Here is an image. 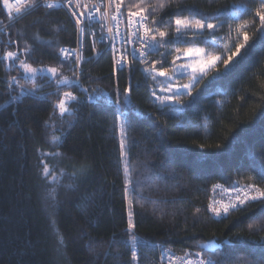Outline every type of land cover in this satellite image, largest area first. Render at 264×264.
<instances>
[{
    "label": "trees",
    "instance_id": "1",
    "mask_svg": "<svg viewBox=\"0 0 264 264\" xmlns=\"http://www.w3.org/2000/svg\"><path fill=\"white\" fill-rule=\"evenodd\" d=\"M177 3L207 13L237 3L254 9L258 0ZM243 21L250 22L251 14L226 23L217 33L224 37L221 49L212 50H234L235 27ZM247 31L246 59L215 79L210 72L194 89L195 100L183 96L184 103L174 106L177 111L161 108L150 95L152 82H145L139 63L131 72L126 68L119 73L121 92L129 83L132 86L128 99L135 109L128 129L131 210L136 234L149 242L135 249L139 264H161L163 247L183 253L200 250L211 240L223 241L210 252L217 264H264V204L253 202L226 217L208 210L220 193V188L213 191L214 184L229 188L238 181L264 187V42L256 25L250 22ZM75 32L74 21L63 8H41L19 19L7 34L0 33V54L6 47L15 50L10 40L19 41L20 47L27 40L36 49L33 66L59 67L56 50L76 45ZM36 34L44 43L34 39ZM92 55L89 46L87 56ZM150 59H159V54ZM168 61L166 67L171 57ZM67 67L61 71L72 75ZM84 68V84L103 95L88 101L87 94L77 92L81 99L72 105L74 113L63 118L57 113L55 127L60 130L55 131L44 123L57 99L50 95L55 85L38 77L40 92L13 100L17 92L10 93L5 81L22 73L15 67L9 73L0 63V264H133L132 248L123 243L128 240L129 205L120 163V129L115 106L105 103L116 86L111 56L93 59ZM21 83L31 87L27 80ZM53 135L61 140L53 142ZM41 151L62 153L45 158L57 174L63 170L59 183L46 182L39 174ZM53 190L55 200L49 196ZM249 224L259 227L249 229ZM54 229L63 235L64 245L58 243Z\"/></svg>",
    "mask_w": 264,
    "mask_h": 264
},
{
    "label": "snow or ice",
    "instance_id": "2",
    "mask_svg": "<svg viewBox=\"0 0 264 264\" xmlns=\"http://www.w3.org/2000/svg\"><path fill=\"white\" fill-rule=\"evenodd\" d=\"M173 5H175L174 8ZM41 8L45 10L65 8L68 11L76 27V47L57 48L56 58L60 62L59 67L48 65L33 67V62H30L36 51L33 44L25 40L23 47H20L19 41L10 40L9 45H15V50H8L6 47L5 51L0 54V63L5 64L9 73L15 67L22 75H9L5 81L6 88L10 93L17 92V95L12 97L13 100L26 94L35 96L43 88V85L37 84V78H47L56 89L50 95L56 96L57 99L53 104L52 113L44 123L47 127L59 131L60 129L55 127L56 114L58 113L61 118L73 114L72 105L81 99V96L74 94L72 89H76L82 95L87 93L85 98L88 101L98 100L103 95L97 89L89 90L82 87L81 77L86 73L81 65L110 54L116 86L112 94L106 98L105 103L114 105L116 108L115 115L120 129V163L125 174L124 194L128 198L129 205L125 230L128 240L123 243L132 248L131 261L133 264H139V256L135 249L149 242L142 240L136 234L137 225L133 219L134 212L131 210L133 200L129 196L128 187L132 183L128 160V129L135 109L128 99L132 94V86L129 83L121 92L119 73L126 68L131 72L133 65L139 63L143 66L142 73L145 76V82L149 80L152 82L153 86L149 89L150 95L155 98L161 108L168 107L170 112L177 111L174 106L184 103L183 96H189L195 100L194 89L209 76L210 72L215 71L213 79L222 74L219 64H223V72H228L238 68L246 59L250 41L247 29L250 22L256 25V32L264 42V0H258L254 9L249 8L247 3H237L227 7L222 6L207 13L195 6H182L177 3V0H87V2L85 0H2L0 15H5L6 19H0V33L7 34L18 19L39 11ZM247 13L251 14V21L236 24L237 42L233 45L234 50L232 47H224L219 54L214 52L212 49H221L224 41V37L218 36L217 33L224 28L226 23L234 19L238 20L242 14ZM49 14L50 11L45 12V15ZM93 24L98 25V29L93 28ZM232 31L233 29L229 27V37ZM86 37L90 41V49L93 53L91 57L84 55ZM34 39L44 43L38 34L34 36ZM98 45H103V47H98ZM48 46L52 47L51 42H48ZM161 49L164 51H160ZM157 53L159 59H150ZM169 57H171L170 65L166 67L165 65L169 64ZM40 63L42 64V61ZM65 65L68 66L67 70L71 72V76H66L61 71ZM184 78H187L188 83H177L178 80ZM22 79L27 80L31 87L28 88L21 83ZM196 95H200L199 90L196 91ZM217 103H222V101H217ZM51 140L58 142L61 137L53 135ZM61 155L62 153L58 151H41L39 174L46 182L57 184L64 173L61 170L57 174L45 158ZM212 188L213 191L223 188L225 193H229L227 202L213 200L208 204V210L217 217H226L233 211H243L253 202L264 204V187L256 183L240 185L236 181L229 188L216 184ZM132 190L134 191L135 188ZM49 196L55 200V191L49 192ZM196 212L199 213L200 209L197 208ZM52 223L55 224L54 219ZM255 227L259 225H248L249 229ZM54 230L58 243L61 246L64 245L63 235L58 229ZM237 239H239L238 234ZM261 242L264 243V237L261 238ZM222 243L223 241L211 240L200 245L201 251L192 252L185 249L182 255L174 254L170 249H162L160 261L161 264H217L210 257L205 258L203 249L219 248ZM23 250L21 247L20 251Z\"/></svg>",
    "mask_w": 264,
    "mask_h": 264
},
{
    "label": "built area",
    "instance_id": "3",
    "mask_svg": "<svg viewBox=\"0 0 264 264\" xmlns=\"http://www.w3.org/2000/svg\"><path fill=\"white\" fill-rule=\"evenodd\" d=\"M85 2H87V0H85ZM65 9V8H64ZM66 10V9H65ZM5 12H6V10H4ZM67 11V10H66ZM68 12V11H67ZM69 14V13H68ZM19 20V19H18ZM17 20V21H18ZM16 21V22H17ZM15 22V23H16ZM92 27L93 28H95V29H98V25H96V24H93L92 25ZM88 42H90L89 40H88V38L86 37L85 38V45H86V47H85V51H86V49H87V47H88ZM74 47H76V46H74ZM98 47H103V45H98ZM84 55H85V52H84ZM96 59H98V58H96ZM82 66V65H81ZM84 72H85V70H84ZM68 76H71V75H68ZM83 77V76H82ZM82 77H81V85H82V87L83 88H88L85 84H84V82H83V79H82ZM89 89V88H88ZM72 91L74 92V94H76V95H78L79 96V94H77V92H79V91H77L76 89H72ZM81 93V92H80ZM85 95L87 94V93H84ZM220 193H218V196L217 197H213V198H215V199H213V200H216V201H223V202H227V197H228V195H229V193H225L224 192V190H223V188H220V191H219ZM225 195V198L224 197H222V198H218V197H220L221 195ZM212 200V201H213ZM212 201H211V203H212ZM165 249H170L171 250V252L172 253H174V254H177V255H182L183 253H180V252H178V251H175V250H173V249H171V248H165ZM162 251V250H161ZM189 251H192V252H196V251H201V249L200 250H189ZM211 251H213V250H211V249H203V255L205 256V258H211L212 260H214L213 258H212V256H211V254H210V252Z\"/></svg>",
    "mask_w": 264,
    "mask_h": 264
},
{
    "label": "bare ground",
    "instance_id": "4",
    "mask_svg": "<svg viewBox=\"0 0 264 264\" xmlns=\"http://www.w3.org/2000/svg\"><path fill=\"white\" fill-rule=\"evenodd\" d=\"M64 9V8H63ZM65 10V9H64ZM66 11V10H65ZM67 12V11H66ZM68 13V12H67ZM69 15V14H68ZM26 16V15H25ZM70 16V15H69ZM74 46H76V45H74ZM74 46H63V47H74ZM90 46V42H88V47ZM88 47H87V49H86V51H85V56H87V53H88ZM85 64V63H84ZM84 64H82V67H83V69L85 70V68H84ZM87 96V95H86ZM159 249H161V248H159ZM163 249H164V247H163ZM172 249V248H171ZM193 250V249H192ZM196 250V249H195ZM214 250V249H213ZM161 253V252H160ZM160 259V258H159Z\"/></svg>",
    "mask_w": 264,
    "mask_h": 264
},
{
    "label": "rangeland",
    "instance_id": "5",
    "mask_svg": "<svg viewBox=\"0 0 264 264\" xmlns=\"http://www.w3.org/2000/svg\"><path fill=\"white\" fill-rule=\"evenodd\" d=\"M202 46V45H201ZM217 54H219V53H217ZM219 66V68L222 70V72H223V64H219L218 65ZM33 67H37V66H33ZM40 67V66H39ZM213 75H215V71H213ZM188 83V82H187ZM186 84V83H185ZM26 87H28V88H30V86H27V85H25ZM201 249V248H200ZM214 250H216L217 248H213ZM213 249H211V250H213ZM213 250V251H214ZM213 251H211V252H213Z\"/></svg>",
    "mask_w": 264,
    "mask_h": 264
}]
</instances>
